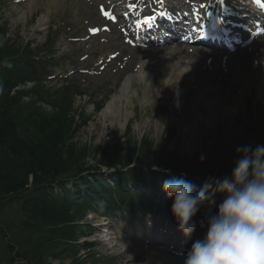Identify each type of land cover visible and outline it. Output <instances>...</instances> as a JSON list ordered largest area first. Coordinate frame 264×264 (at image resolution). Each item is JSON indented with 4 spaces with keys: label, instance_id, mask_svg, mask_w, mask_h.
<instances>
[{
    "label": "rangeland",
    "instance_id": "rangeland-1",
    "mask_svg": "<svg viewBox=\"0 0 264 264\" xmlns=\"http://www.w3.org/2000/svg\"><path fill=\"white\" fill-rule=\"evenodd\" d=\"M28 2L29 0L18 3L15 0H6V6H0V27L4 28L0 39L9 38L11 45L15 46V48L28 45L37 51L44 48L45 45L51 46L57 38L58 32H60V40L57 44L59 51L55 55L58 62V67L55 70L59 77H55L51 81H44V83L36 82L33 87L31 85L28 87L22 85L14 93H11V97L16 96L19 100H23L20 105L15 104V113L13 115H11L12 112L9 113L8 111L6 119L0 117V133L5 127L9 129L11 125L15 124L19 125V127L27 128L28 132L31 133L36 124L42 123L43 120L52 121L53 117L57 115L60 117V114L74 107L70 111V117H74L75 128L71 127V132L66 134L64 141H62L63 134L58 136L60 142H56L57 147L43 145L42 151L46 149L53 150L50 153L53 157L62 152V155L66 156L71 151L77 158L71 165L85 159L86 163L92 167L104 166L101 161L106 159V157H118V153L106 156L109 150L112 152L120 149L116 162H121L124 159L125 149L130 148L135 142L140 144L143 140H147L152 141L155 145V147H152L153 152L156 149L159 157H170L171 159L169 158L168 160L172 161L171 164L178 165L182 160L189 162L197 154H208L210 155L209 158L198 156L197 162L201 163L198 166L203 170L212 169L213 172H216L217 166L219 167V162L217 163V161H220L222 166L225 165L224 168L229 163L232 164L231 167L233 166V161L237 158V147L242 145L255 147L257 144H264L258 136L260 135L259 132H246L244 131L243 123H238L240 118L248 116L249 109H247V106L249 107L248 101L251 99L256 105L261 103L262 111L264 112V90H260V88H253L251 93L244 96H240L241 94L235 91L236 95L232 98L233 101L227 104L229 105L227 110L233 114L231 116L233 117L232 136H227L223 133L224 127L219 121L220 116L212 119L213 126L210 129L201 123L203 118L200 119L195 114L189 115L187 120L183 122L181 115L192 108L189 106H208L216 100L218 96L217 91L214 89V87H217L216 84L209 82V88L214 91L209 96L203 97L199 89V82L211 79L208 76L206 79L202 78L203 80L182 81L181 85L183 87H180V84H176V89L173 93L174 97L171 95V99H169L171 101L167 106L164 103L167 100L166 97L170 95L158 96L157 103H160L159 106L157 104L158 114H165V111H171L173 105L175 108H178L179 105L180 108L178 112L180 116L177 117L178 121H173L160 131L156 128L155 122L151 120L148 121L143 131L138 130V125L143 118H147L146 115L148 113L146 110L147 104L144 103L143 97L145 88L138 84L134 97L133 115L125 124L124 129L120 128L118 124L114 126L108 124L105 134L100 136L99 130H97L98 126H102L100 113L112 100L113 96L118 93L119 86L125 82L128 74H125V71L122 73L117 72L115 70V67L117 69L119 66L117 63L109 69V73H105L102 76L84 79V76H79L78 73L72 74V72L80 68V66H87V71L90 72L95 67L96 56L94 55L99 53L106 55L108 52L114 53L118 51L123 45V38L118 32H116L117 34H110L107 43L101 42L100 38H93L94 44L90 51L93 54V59L91 57L87 61H81L82 54L87 52L88 45L71 43L68 41V37L72 33L64 32L63 30L73 24L77 26L79 33L84 36L85 26L91 21L98 22L100 19L97 4L92 5L94 3L90 0H54L52 3L47 0H37L34 15L29 17L26 23L17 21L22 13H26L29 16ZM47 8L48 12L46 11ZM43 14L46 15L43 29H35L34 26L37 24L38 18ZM57 25L60 26V29ZM116 35L119 39L113 43L111 40L116 38ZM1 46L2 44H0V48ZM176 47V45L172 46L174 49ZM14 80H16L15 76L0 74V90H3L2 88L5 89V84L8 82L13 86ZM225 80L234 82L233 86L237 87L235 79L230 74L225 77ZM156 86L157 88L155 89L160 87L159 84H156ZM40 92L42 95H38ZM76 92L78 93L77 95L75 94ZM0 93L4 96L3 92ZM228 93L225 88L222 97H226ZM33 97H37L39 100L42 98L46 101L40 104L43 106L42 113L45 118L42 117V114L40 117L38 111H34L36 107L33 104L32 106L29 104L32 102ZM77 110L81 117L76 113ZM171 113L173 114V111ZM29 115L31 118H28ZM197 119H200V121L198 122ZM190 120L196 123L192 133L185 134L186 128L184 125L187 126ZM59 124L63 125L61 121H59L58 126ZM165 134L172 138H165ZM45 140L47 139L45 138ZM58 146L60 151H58ZM32 149L31 147L30 151H33ZM2 152H0L1 156ZM49 159V157L44 158L43 162L45 160L49 161ZM0 160L2 161L1 158ZM153 161L158 160L155 159ZM5 166V162H2L0 169ZM11 166L16 167L19 176H21L24 170L23 165L16 161L11 163ZM33 167L37 169L44 168V166L40 167L39 156L37 157V163ZM119 167L120 165H117L114 169H104L105 180L109 179L107 175L110 176ZM231 167L229 168L231 169ZM40 177L38 174L29 173L25 189H18L16 192L10 191L4 194L2 197L3 201H0V238L7 239L6 241L11 243L8 254L15 258V264H157L158 260L155 263L154 260L148 258V249L165 253L161 258L160 264H183L185 257L174 254V249L171 246H186L187 243L191 244L205 234L206 227L201 228L199 223L201 220L198 221L193 218L197 223V227L189 237H185L187 239L179 238L181 231H178L179 228L176 222L172 223V226L177 231L171 237L164 236L168 235L165 232H169V228H165L163 221L170 217L174 219L171 213V205L167 203L165 205L167 206L165 208L169 209L167 213L162 211L142 216L140 214L130 215L119 212L116 219L112 220L102 230L98 226L101 221H97V214L89 212L86 207L81 213L72 209L67 214V219L73 222L63 224L62 227L59 226V229L55 232L54 241H51L50 236L52 235V230L55 229L54 224H59L62 218L48 209L32 208V204L26 201L31 193L28 188L34 186L35 180L37 178L41 179ZM5 187H10V185ZM156 197L168 202L171 200L166 197V194ZM102 201L91 203V206H103ZM163 203L164 201L161 202V205ZM51 219H56V221L53 223ZM28 221L31 226L34 222L36 224L32 226L31 230L28 229ZM131 226L137 228L136 231L132 232L130 230ZM139 229H142L143 232L141 238L137 236V234H141ZM91 231L95 234L90 237H84L86 233ZM104 231L106 232L104 233ZM82 232L85 233L82 234ZM103 233L108 234L109 240L99 238L98 235H103ZM157 239L164 244L156 242L158 241ZM93 240L96 242V247L92 249L84 250L82 249L83 246H80L81 242ZM59 243L63 245L60 251H58ZM52 248L53 251L51 250ZM4 264H10V262L5 261Z\"/></svg>",
    "mask_w": 264,
    "mask_h": 264
},
{
    "label": "trees",
    "instance_id": "trees-1",
    "mask_svg": "<svg viewBox=\"0 0 264 264\" xmlns=\"http://www.w3.org/2000/svg\"><path fill=\"white\" fill-rule=\"evenodd\" d=\"M3 30L4 28L0 27V36ZM0 44H2L0 48V61L7 60L12 56L19 54L21 51L20 46L15 48V46L11 45V40L9 38L0 39ZM28 52L30 53L31 51ZM22 59H24V57ZM13 87L14 86L10 85L8 82L5 84V89L2 88L3 90H0V92L4 93V96L0 93V117L4 119H6V113H8V111L9 113L12 112L11 115H13L15 113V104L20 105L23 100H19L16 96H10ZM40 94L42 95L41 92L38 95ZM21 97L23 98L22 95ZM40 100L37 97H33L32 102L29 104H31V106L33 104L36 107L34 111H38V115L41 117L42 114V117L45 118L42 113L43 106L40 104H43V101H46L42 98H40ZM69 102L71 103L70 99ZM72 109L60 114V117L58 115L53 117L52 121L43 120L42 123L36 124L31 133L28 132L27 128L19 127V125L16 124L11 125L9 129L5 127L0 133V152L3 151L2 156L0 155V158L2 159V161L0 160V165L2 162H5L6 165L4 168L0 169V201L2 202L3 195L10 191L16 192L18 189H25L29 173L32 172L40 175L41 179L37 178V180H35V185L28 188L31 190V193L28 195L26 201L27 203L32 204V208L48 209L55 212L58 217L62 218L60 219L59 224H54L55 229L51 232V241H54L56 237L55 232L59 229V226L62 227L63 224L65 225L68 222H73L67 219V214L70 213L72 209L81 213L85 204L97 200L100 197L106 198L109 205L115 206L132 200L133 198L137 199V197L130 192L124 193L121 186L128 181H136L147 185L157 183L156 181L159 176L158 173L151 172L148 169L152 160L157 159L165 164L172 163V161L168 160L170 157H159V154L156 153V149L153 152L152 147H155V145L152 141L143 140L140 144L135 142L130 148L125 149L124 159L121 162H116L119 157L120 149L113 150L112 152L109 150L106 156L118 153V157H106V159L101 161V163L108 168L116 167L117 165L125 168V166L131 164L133 161L136 163L135 169L117 171L118 182L109 183L103 179L101 174H99L101 166L99 168L87 166L85 159L71 165L72 162L77 160L74 153L71 151L66 156H63L62 152L59 155H56V157H53L52 154H50L53 150L46 149L45 151H42L43 145L47 147L51 145L57 147L56 142H60L58 136L63 134L62 141H64L66 134L71 132V127L75 128L74 117H70V111H72ZM76 113L81 117L78 110ZM28 118H31V116L29 115ZM59 121H61L63 125L59 124L58 126ZM45 138L47 140H45ZM170 138L172 137H168V139ZM31 147L33 148V151H30ZM58 151H60L59 146ZM38 156L40 167L44 166V168L37 169L33 167V165L37 163ZM48 157L50 158L49 161L45 160V162H43L44 158L46 159ZM16 161H18L20 165H23L24 170L23 173H21V176H19L18 169L11 166V163ZM195 165L196 164L194 163H190L186 167V170L198 174L197 172L202 170ZM224 166L225 165L222 166L221 164L219 171L221 176L229 175L231 173V169L229 168L231 165L228 164L226 168H224ZM70 181H74V186L72 188H68L67 185ZM8 185H10V187H5ZM51 220L53 223L56 221V219ZM27 223L29 230L32 229L33 225H36L35 222L32 226L29 221ZM84 233L85 232H82V234ZM62 246L63 245H60L59 243L58 251L62 250ZM87 247L90 246L87 245ZM10 248L11 246L8 245L3 238H0V264H4L5 261L10 262V264H15L14 258L8 254ZM51 250L53 251V248Z\"/></svg>",
    "mask_w": 264,
    "mask_h": 264
},
{
    "label": "bare ground",
    "instance_id": "bare-ground-1",
    "mask_svg": "<svg viewBox=\"0 0 264 264\" xmlns=\"http://www.w3.org/2000/svg\"><path fill=\"white\" fill-rule=\"evenodd\" d=\"M54 0H48L49 3H52ZM212 3L213 0H210ZM145 3H141L138 7H144ZM29 8V16L26 13H22L17 21H23L26 23L29 17L34 15L37 7V0H30L27 3ZM264 6V4H263ZM211 7L207 8V10ZM206 10V11H207ZM48 12V8L46 9ZM247 12V11H246ZM46 21V15H41L37 24H35V29H43L44 23ZM257 40V39H256ZM253 41L251 49L253 53L252 62L248 64L246 57L243 54V49L237 50L236 52L223 56L214 53L211 50L214 49H205L200 47H194L188 43V47L180 46L179 49H163L162 46L156 47L153 51H146L140 48H130L128 46L121 45L123 51L121 55L118 56L117 60L120 64L124 65L126 72H130L125 80L122 88L115 94L112 100L106 105V107L100 113V120L102 126H98L100 136L105 134L106 126L108 124L114 126L119 125L120 128L124 129L125 124L133 115L134 108V97L135 92L137 91V86L140 84L144 86L145 91L143 92L144 103L147 110V118H143L140 124L138 125V130L143 131L149 120L154 121L157 125L156 128L160 131L162 128L169 126L173 121H178L177 117L180 108H175L173 105V114L171 111L158 114V106L160 103H157V98L159 95H167L164 105H168L171 101V95L176 89V84H181L182 81H189L193 79L203 80L207 76L212 75L215 80L217 87L214 89L217 91L216 100H214L208 106L204 105H194L190 110H187L181 115V119L184 121L187 120L189 115L195 114L201 120V123L204 126H207L210 129L213 126V120L215 117H219L220 123H222L224 130L223 133L227 136L233 133V114L227 110V104H229L234 96V91H239L240 94H245L247 91L251 92L253 86H258L260 89L264 88V36L259 38L257 41ZM245 50L248 56L250 54L249 47ZM246 59V60H242ZM239 62V64H237ZM211 66V73L207 70ZM226 67L227 71L231 72V77H235L237 82V87L233 86L231 83L232 89L226 97H222L224 90L223 87L228 85L224 84L219 80L218 75H223L224 68ZM134 68L138 69L137 72H134ZM223 68V69H222ZM216 70V71H215ZM215 71V73H213ZM134 72V73H133ZM203 78V79H202ZM156 84H159L158 89ZM183 87V86H181ZM206 90L209 88L206 87ZM202 93H205L204 89H201ZM212 91H207L206 96L211 95ZM231 96V97H230ZM174 97V96H173ZM159 101V100H158ZM174 101V99H173ZM151 103V104H150ZM158 104V106H157ZM194 107V108H193ZM176 109V110H174ZM200 119H197L198 122ZM190 120L186 128L185 134H191L195 125V121ZM96 126V125H93ZM201 128V127H200ZM101 129V130H100ZM106 240H109L108 234L106 235ZM110 243V242H108ZM153 250V249H152ZM150 249L147 251L148 258L154 260L155 263L160 264L162 261V256L165 254L163 252H154Z\"/></svg>",
    "mask_w": 264,
    "mask_h": 264
},
{
    "label": "clouds",
    "instance_id": "clouds-1",
    "mask_svg": "<svg viewBox=\"0 0 264 264\" xmlns=\"http://www.w3.org/2000/svg\"><path fill=\"white\" fill-rule=\"evenodd\" d=\"M236 154L229 175L209 177L198 191L182 177L160 182L185 237L196 229L193 217L205 201L221 194L216 212L199 222L205 234L193 241L183 264H264V144L239 146Z\"/></svg>",
    "mask_w": 264,
    "mask_h": 264
},
{
    "label": "snow or ice",
    "instance_id": "snow-or-ice-1",
    "mask_svg": "<svg viewBox=\"0 0 264 264\" xmlns=\"http://www.w3.org/2000/svg\"><path fill=\"white\" fill-rule=\"evenodd\" d=\"M149 19H151V18H149ZM93 31H97V30H96V29H93ZM201 31H202V32H204V30H203V29H201Z\"/></svg>",
    "mask_w": 264,
    "mask_h": 264
}]
</instances>
